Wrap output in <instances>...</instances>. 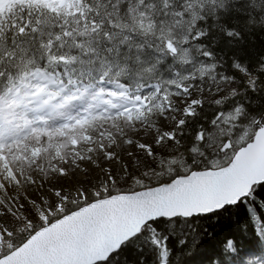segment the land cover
Here are the masks:
<instances>
[{
    "label": "snow or ice",
    "instance_id": "6c2138e0",
    "mask_svg": "<svg viewBox=\"0 0 264 264\" xmlns=\"http://www.w3.org/2000/svg\"><path fill=\"white\" fill-rule=\"evenodd\" d=\"M257 32L264 0H0V264H189L240 209L259 247L209 264H264V52L214 50Z\"/></svg>",
    "mask_w": 264,
    "mask_h": 264
},
{
    "label": "trees",
    "instance_id": "16d2710c",
    "mask_svg": "<svg viewBox=\"0 0 264 264\" xmlns=\"http://www.w3.org/2000/svg\"><path fill=\"white\" fill-rule=\"evenodd\" d=\"M218 54L223 51L225 56L230 55L232 51L239 50L241 55L250 54L253 58L264 52V33H254L246 35L242 44L237 45L236 49L221 42L214 49ZM212 117V110L206 107L201 112V117L198 122H193L189 128V132L194 130L200 124H206ZM264 193L256 200L257 214L264 217V209L260 208ZM201 228H206L212 235V239L208 240L199 251H194L189 257V264H209L208 257L219 253L220 241L225 237H234L239 240L242 247H259L257 244L258 237L254 235L258 224L249 223V218L246 216L245 210L240 209L238 212L233 210L231 213L220 214L214 217L202 218L199 225ZM220 257L216 255L218 260Z\"/></svg>",
    "mask_w": 264,
    "mask_h": 264
}]
</instances>
